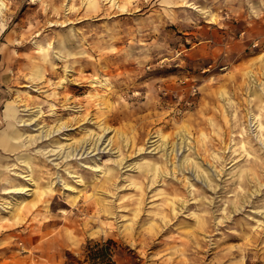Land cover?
Here are the masks:
<instances>
[{
	"label": "rangeland",
	"instance_id": "rangeland-1",
	"mask_svg": "<svg viewBox=\"0 0 264 264\" xmlns=\"http://www.w3.org/2000/svg\"><path fill=\"white\" fill-rule=\"evenodd\" d=\"M1 2L0 264H264V0Z\"/></svg>",
	"mask_w": 264,
	"mask_h": 264
},
{
	"label": "crops",
	"instance_id": "crops-1",
	"mask_svg": "<svg viewBox=\"0 0 264 264\" xmlns=\"http://www.w3.org/2000/svg\"><path fill=\"white\" fill-rule=\"evenodd\" d=\"M1 75L2 74H0V76ZM2 78L4 80L6 79V81L9 82L10 78L7 75H2ZM5 151H12V150L6 149L2 145H0V186L4 183V180L6 179V177H5L6 169H8L10 167V164L7 163V161L5 160V154L3 153ZM8 165H9V167H8Z\"/></svg>",
	"mask_w": 264,
	"mask_h": 264
},
{
	"label": "bare ground",
	"instance_id": "bare-ground-1",
	"mask_svg": "<svg viewBox=\"0 0 264 264\" xmlns=\"http://www.w3.org/2000/svg\"><path fill=\"white\" fill-rule=\"evenodd\" d=\"M3 8H4V2H1L0 3V11H2L3 10ZM197 9V8H196ZM9 113H11L12 114V112H10L9 111ZM10 115V114H9ZM61 126H59V128H60ZM58 128V129H59ZM181 132V134H180V136L183 138V140H184V136H185V132H184V130H182V131H180ZM162 145L164 144V145H166V142L163 140L162 141V143H161ZM174 146H175V143H174ZM20 190H24V188H21Z\"/></svg>",
	"mask_w": 264,
	"mask_h": 264
}]
</instances>
